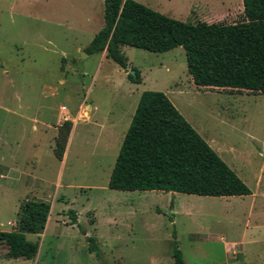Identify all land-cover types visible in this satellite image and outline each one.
I'll return each instance as SVG.
<instances>
[{"label": "rangeland", "instance_id": "1", "mask_svg": "<svg viewBox=\"0 0 264 264\" xmlns=\"http://www.w3.org/2000/svg\"><path fill=\"white\" fill-rule=\"evenodd\" d=\"M136 1L185 22L207 18L208 9H224L210 23L244 20L232 0ZM103 14L104 0H0V230L9 232L25 197L52 202L46 232L27 236L39 244L35 257L8 258L0 243V264H174V240L185 264H264V198L256 184L258 176L264 186V94L197 88L180 46L154 53L125 45L126 70L101 54L83 55ZM130 68L139 71V85L128 79ZM144 90L168 97L256 190L255 202L108 188L131 118L120 115L117 137L108 140L91 119L106 123L113 102L129 93L135 102L124 109L134 113ZM88 103L98 108L89 119ZM62 106L69 120H80L65 164L52 150ZM86 235L99 255L89 252Z\"/></svg>", "mask_w": 264, "mask_h": 264}, {"label": "trees", "instance_id": "2", "mask_svg": "<svg viewBox=\"0 0 264 264\" xmlns=\"http://www.w3.org/2000/svg\"><path fill=\"white\" fill-rule=\"evenodd\" d=\"M244 20L232 24L185 22L136 0H104L103 26L84 48L127 69L124 45L154 53L182 47L187 73L197 88H229L264 94V0H242ZM127 74L142 81L134 68ZM72 121L57 126L53 154L62 160ZM108 188L120 191H161L198 196H244L251 189L190 125L161 91L144 90L123 138ZM51 205L23 199L15 230L0 231L6 257L33 258L38 243L26 234H42ZM68 216L76 222L74 210ZM77 223V222H76ZM175 237V236H174ZM173 237V238H174ZM89 252L99 255L93 236H86ZM174 264H185L174 240ZM226 264V263H219Z\"/></svg>", "mask_w": 264, "mask_h": 264}, {"label": "crops", "instance_id": "3", "mask_svg": "<svg viewBox=\"0 0 264 264\" xmlns=\"http://www.w3.org/2000/svg\"><path fill=\"white\" fill-rule=\"evenodd\" d=\"M203 1V0H202ZM218 1H220V0H218ZM231 5H230V8H231V10H234V9H236V10H238V12H243V3H242V0H232L231 2ZM222 4H223V2H222ZM203 5H204V3H203ZM205 6H207V5H205ZM227 10V9H226ZM231 10H228L230 13L232 12ZM222 11H224V9H221V11H220V9H208V14H207V18H203V17H200V16H198V15H195V17H194V21L193 22H196V21H206L207 23H210V20L211 19H209V18H212L214 15H216V14H219L220 12H222ZM227 11V12H228ZM192 22V23H193ZM125 46V45H124ZM127 46V45H126ZM123 47V46H122ZM99 54H101L103 57H105V54H106V52L105 51H103L102 53H99ZM106 58V57H105ZM141 83H142V81H141ZM131 84L133 85V84H135V83H132L131 82ZM140 84V83H139ZM139 84H137V85H139ZM247 92V91H246ZM130 93L131 94H134V92L131 90L130 91ZM129 93V94H130ZM129 94H126L125 96H123V97H121V98H119V99H116L114 102H113V104H112V106L111 107H113V109H114V111L113 110H110V111H108V113H107V117H102L103 119H105L106 118V123H98L97 122V120H95V119H91V122H93L94 124H95V126H97L98 128H99V130H100V133H101V137L103 138V139H105V140H108V139H110V138H114V137H117L116 135H117V128L119 127V125L120 124H123L122 123V120H121V118H120V115H122V119L124 120L125 119V123H127V121H129L130 120V118L132 119V116H133V114L134 113H132V111L131 112H128V111H126L124 108L126 107V105H128V107L132 104V103H134L135 102V99H133V101H132V98L133 97H131V98H129ZM245 94V93H244ZM251 94V93H250ZM137 95L139 96L140 94L139 93H137ZM129 99H131V100H129ZM131 103V104H130ZM85 108H87L88 109V112H89V117H88V119L89 118H91V117H93V116H96V110L98 109L97 108V106H94L93 108L91 107V104L90 103H88L86 106H85ZM116 109H118V111H116ZM69 110H70V108H68V107H65V106H62L61 108H60V112H58V116H57V118H59L58 120H57V126L58 125H60L65 119H69V117H68V114H69ZM67 112V113H66ZM132 115V116H131ZM79 117H81L80 115H79ZM71 120H73V119H71ZM77 122H80V120L78 119V120H76V121H72V128H71V131H70V134H69V137H68V141H67V145H66V148H65V152H64V155H63V158H62V160H59L61 163H63V164H65V162L67 161H65L64 159H65V156H66V152H68V149H69V146H70V144H71V142H72V140H73V137H74V134H75V131H76V128H77V126H78V123ZM131 122V121H130ZM85 124V123H84ZM91 124V123H90ZM129 125H130V123H129ZM129 125H128V127H129ZM54 130H55V133H54V136H53V138L52 139H54L55 140V137H56V135H57V127H55L54 128ZM51 139V140H52ZM54 145H55V141H54ZM54 147V146H53ZM261 149H263V153H264V145H261V146H259ZM53 150V149H52ZM236 173V172H235ZM237 174V173H236ZM238 175V174H237ZM239 176V175H238ZM241 178V177H240ZM247 185H248V183H247V180H246V178L244 177V178H241ZM58 184V186L60 185V183H57ZM256 184H257V186H258V188H260L261 189V194H260V196L261 197H263L264 198V189H263V187L264 186H262V179H260V177H258V176H256ZM251 189V194H249V195H244V196H223V198H238V199H240V200H251L252 201V203L253 202H255L254 200L258 197V194H257V192H256V190H254L253 188H250ZM174 193V192H173ZM65 196V195H64ZM213 197H215V196H213ZM25 199H30V198H26L25 197ZM33 200H42V199H33ZM60 200V199H59ZM63 200H65V197H64V199ZM44 201V200H43ZM50 200H48L47 202H49ZM50 203V205H51V207H52V202L50 201L49 202ZM15 206H17V203L15 204ZM51 213V208H50V212H49V214ZM76 222H77V220H76ZM75 222V223H76ZM49 223H50V215H48V218H47V222H46V225H45V228H44V230H43V233L42 234H26L25 236H26V238H27V236L28 235H36V236H42L45 232H46V230L48 229V226H49ZM246 224H247V222H246ZM7 225L9 226V227H11V229L9 230V231H12V230H15V228H16V221H8L7 222ZM0 231H2V230H0ZM87 236V235H86ZM85 236V237H86ZM32 242H37V241H32ZM38 243V242H37ZM4 244V243H3ZM7 247V246H6ZM39 249H40V247H39V244H38V251H39ZM38 251H37V253H38ZM35 257V256H34ZM16 258H22V257H16ZM25 259V258H24ZM32 259V258H31ZM31 259H27V260H31ZM227 264H229V263H227Z\"/></svg>", "mask_w": 264, "mask_h": 264}, {"label": "water", "instance_id": "4", "mask_svg": "<svg viewBox=\"0 0 264 264\" xmlns=\"http://www.w3.org/2000/svg\"><path fill=\"white\" fill-rule=\"evenodd\" d=\"M82 54H83V55H87V53H86L85 51H82ZM128 73L134 75V70L129 69V70H128Z\"/></svg>", "mask_w": 264, "mask_h": 264}]
</instances>
